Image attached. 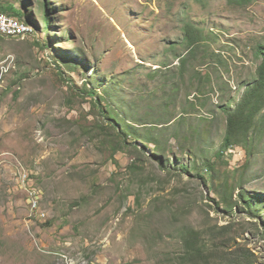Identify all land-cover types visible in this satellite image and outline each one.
Here are the masks:
<instances>
[{
  "label": "rangeland",
  "instance_id": "rangeland-1",
  "mask_svg": "<svg viewBox=\"0 0 264 264\" xmlns=\"http://www.w3.org/2000/svg\"><path fill=\"white\" fill-rule=\"evenodd\" d=\"M0 8V264H264V0Z\"/></svg>",
  "mask_w": 264,
  "mask_h": 264
},
{
  "label": "trees",
  "instance_id": "trees-1",
  "mask_svg": "<svg viewBox=\"0 0 264 264\" xmlns=\"http://www.w3.org/2000/svg\"><path fill=\"white\" fill-rule=\"evenodd\" d=\"M263 112H264V61L259 67L258 79L256 80V82L252 84L249 87V89L246 91L237 109L229 113L230 115L229 129L225 139V143L221 151L222 152L228 151L230 147L234 145V142H238L240 129L244 130V132L245 131L247 132L249 129L252 128V126L256 127L260 121L264 120V115L262 114ZM170 123H172V121L169 122V124ZM147 143L155 144L154 140H152L151 138L143 140L145 149Z\"/></svg>",
  "mask_w": 264,
  "mask_h": 264
},
{
  "label": "built area",
  "instance_id": "built-area-1",
  "mask_svg": "<svg viewBox=\"0 0 264 264\" xmlns=\"http://www.w3.org/2000/svg\"><path fill=\"white\" fill-rule=\"evenodd\" d=\"M34 33L27 25H23L22 19L6 14L0 8V33Z\"/></svg>",
  "mask_w": 264,
  "mask_h": 264
},
{
  "label": "bare ground",
  "instance_id": "bare-ground-1",
  "mask_svg": "<svg viewBox=\"0 0 264 264\" xmlns=\"http://www.w3.org/2000/svg\"><path fill=\"white\" fill-rule=\"evenodd\" d=\"M23 25H27L31 30L35 32L36 28L35 25L26 21H23ZM33 33H23V32H15V33H0V36L2 37H8V38H22L26 36H31ZM3 71V70H2Z\"/></svg>",
  "mask_w": 264,
  "mask_h": 264
}]
</instances>
